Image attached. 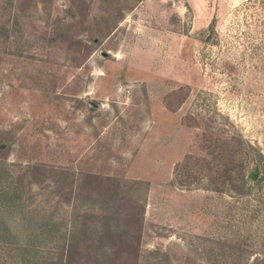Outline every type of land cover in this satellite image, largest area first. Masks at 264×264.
Listing matches in <instances>:
<instances>
[{
    "label": "rangeland",
    "instance_id": "374dc122",
    "mask_svg": "<svg viewBox=\"0 0 264 264\" xmlns=\"http://www.w3.org/2000/svg\"><path fill=\"white\" fill-rule=\"evenodd\" d=\"M203 133L264 158V0H0V241L36 237L39 264L73 242L82 264H264V159L243 201L171 183Z\"/></svg>",
    "mask_w": 264,
    "mask_h": 264
},
{
    "label": "trees",
    "instance_id": "16d2710c",
    "mask_svg": "<svg viewBox=\"0 0 264 264\" xmlns=\"http://www.w3.org/2000/svg\"><path fill=\"white\" fill-rule=\"evenodd\" d=\"M202 137L205 146H202L201 149L207 151L205 152L206 154H201L202 150L200 148L199 152L187 153L181 162L175 164L172 170L173 178L171 183L180 187H188L190 183L195 182L194 178H192L195 172L205 181V190L214 191L220 195L221 191L217 189V186L221 185L225 187L224 191L233 194L232 200L234 203L243 201L242 198L249 195L250 192V186L245 179V172L251 166H256L257 162H261L264 158L258 155L256 151L254 153L256 156H254L255 160L251 155L253 150L238 137L217 138L214 140L211 136L207 137L204 133ZM190 178L192 179L189 180ZM263 181L264 165L261 177L258 178L256 183L259 185ZM234 203L232 206L228 205L229 207L225 214L227 219L236 215L234 213ZM244 203L246 208H248L249 201H245ZM248 212L253 219L257 210H248ZM35 238L32 237V239L29 238L30 240H27L25 243H19L12 236H2L0 244L4 247L3 256H5V260L3 264H39L37 262L38 255L35 250ZM235 241L233 244H226V247L232 251H238L239 241L236 238ZM74 247V242L64 246V252L62 251L53 259H47L43 264H82L80 255L72 253V248Z\"/></svg>",
    "mask_w": 264,
    "mask_h": 264
},
{
    "label": "water",
    "instance_id": "95a60500",
    "mask_svg": "<svg viewBox=\"0 0 264 264\" xmlns=\"http://www.w3.org/2000/svg\"><path fill=\"white\" fill-rule=\"evenodd\" d=\"M105 54H103V55H101V56H104ZM89 104V103H88ZM95 107V106H94ZM253 177H254V175H253V171L252 170H250L249 172H248V174H247V180H249V181H251V180H253Z\"/></svg>",
    "mask_w": 264,
    "mask_h": 264
}]
</instances>
